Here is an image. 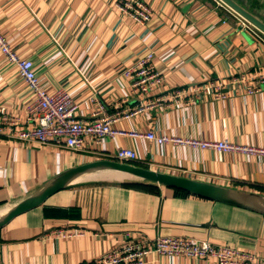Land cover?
Listing matches in <instances>:
<instances>
[{"label": "crops", "instance_id": "crops-1", "mask_svg": "<svg viewBox=\"0 0 264 264\" xmlns=\"http://www.w3.org/2000/svg\"><path fill=\"white\" fill-rule=\"evenodd\" d=\"M118 1L0 0V31L34 62L48 91L66 88L80 119L92 120L98 109L92 95L106 114L161 98L160 106L119 118L113 127L264 149V83L258 79L264 43L244 21L218 0H142L151 13L139 24L117 8ZM234 1L264 22V0ZM149 53L162 85L150 95L132 94L122 72ZM216 82L223 85L206 92ZM30 99L0 53V106L21 115ZM102 147L99 156L0 136V205L66 168L111 159L122 147L136 153L135 165L264 196L263 155L159 146L128 136L105 138ZM155 187L150 192L102 180L61 190L0 230V264H89L131 239L158 237L227 245L264 261V215ZM60 228L83 236L49 237ZM144 264L217 263L150 254Z\"/></svg>", "mask_w": 264, "mask_h": 264}, {"label": "built area", "instance_id": "built-area-1", "mask_svg": "<svg viewBox=\"0 0 264 264\" xmlns=\"http://www.w3.org/2000/svg\"><path fill=\"white\" fill-rule=\"evenodd\" d=\"M117 8L139 24L146 23L150 18L151 10L142 0H119ZM244 24L264 43L261 34L246 22ZM0 53L7 63L14 66L31 94V99L25 103L21 115H15L6 106H0V136L11 137L21 143L37 142L42 146L55 145L73 152L99 156L102 155L103 140L116 136L145 139L159 146H187L193 149L211 150L218 154L243 153L264 156V149L242 146L226 139L202 141L175 135L158 136L152 130L144 133L138 130L127 132L113 127L119 118L128 120L145 108L160 106L161 98L149 100L143 107L128 108L121 114L117 112L106 114L104 106L92 95L90 101L95 102L98 109L91 113L92 120L80 119L77 117L79 104L66 88L59 87L53 92L48 91L37 75L34 62L21 57L9 45L6 35L1 31ZM153 58L152 53L146 54L123 70L122 75L129 82L132 94L150 95L162 85L163 78L154 70ZM258 79L264 83V75H259ZM222 85L223 82L210 83L207 85L208 88L206 87V92H209L210 87L220 88ZM108 156L111 160L125 163L133 164L137 161L136 153L129 148H118L115 153ZM81 236H83L82 231L71 228H60L49 233V237L65 240ZM150 254L182 256L197 260L210 259L217 264H264V261L258 260L253 253L231 246L176 237H158L154 240L131 239L103 253L89 264H144L145 258Z\"/></svg>", "mask_w": 264, "mask_h": 264}, {"label": "water", "instance_id": "water-1", "mask_svg": "<svg viewBox=\"0 0 264 264\" xmlns=\"http://www.w3.org/2000/svg\"><path fill=\"white\" fill-rule=\"evenodd\" d=\"M218 1L264 37V22L260 18L244 9L234 0ZM109 173L122 175L123 178L94 177L89 180L85 179L92 175H107ZM102 180L114 181L120 184L162 186L264 215V196L261 194L244 192L211 182L160 172L131 163L111 159H96L66 168L35 187L23 198L0 205L2 214L0 216V230L16 217L41 207L46 200L61 190L85 182Z\"/></svg>", "mask_w": 264, "mask_h": 264}, {"label": "trees", "instance_id": "trees-1", "mask_svg": "<svg viewBox=\"0 0 264 264\" xmlns=\"http://www.w3.org/2000/svg\"><path fill=\"white\" fill-rule=\"evenodd\" d=\"M124 186L126 187H132V188H143L147 191H150V192H154L156 190V187L155 186H152V185H147V184H131V183H125L123 184ZM178 193L180 194H183V195H190L189 193L187 192H183V191H178L176 190ZM195 196V195H194Z\"/></svg>", "mask_w": 264, "mask_h": 264}, {"label": "bare ground", "instance_id": "bare-ground-1", "mask_svg": "<svg viewBox=\"0 0 264 264\" xmlns=\"http://www.w3.org/2000/svg\"><path fill=\"white\" fill-rule=\"evenodd\" d=\"M94 177H96V178H104V177H106V178H123V176L122 175H118V174H116V173H109V174H107V175H95V176H89V177H86L85 179H87V180H89V179H93ZM2 214H1V211H0V216H1Z\"/></svg>", "mask_w": 264, "mask_h": 264}]
</instances>
